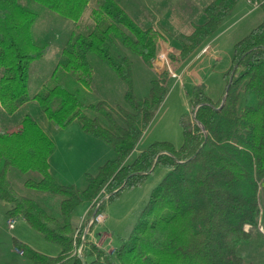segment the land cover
I'll list each match as a JSON object with an SVG mask.
<instances>
[{"label":"trees","instance_id":"trees-1","mask_svg":"<svg viewBox=\"0 0 264 264\" xmlns=\"http://www.w3.org/2000/svg\"><path fill=\"white\" fill-rule=\"evenodd\" d=\"M89 1L0 0L3 110L12 114L29 100L36 101L55 128L77 120L83 133L99 138L114 153L95 175L85 174L86 186L79 190L58 184L51 176L48 159L54 145L31 115H23L12 130L0 128V202L7 205L5 215L23 219L60 252L46 256L17 240L14 248L22 251L28 264H243L236 249L249 240L244 227L257 225L258 183L264 178V0H253L261 10L260 22L232 46L220 100L212 102L203 87H193L188 107L195 121L188 124V114L180 116L181 145L153 142L132 160L129 156L163 102L169 83L153 78L147 95L135 96L132 61L119 48L151 68L160 35L150 24L137 25L114 0H94L92 23L71 34L64 45L52 74L60 70L69 75L67 83L55 82L33 96L28 91L31 64L49 50L48 43L38 45L31 38L36 15L30 6L36 4L76 22ZM240 1L249 0H213L206 5L204 21L175 38L170 60L184 62ZM89 56L126 84L122 104L110 108L89 98L93 78ZM156 166L165 168L166 174L127 240L112 256L90 245L91 260L81 261L75 253L81 232L74 235L71 225L74 209L82 202L91 203L103 187L111 199L139 185ZM11 169L33 175L24 187L59 197L57 214L19 194L9 180Z\"/></svg>","mask_w":264,"mask_h":264},{"label":"rangeland","instance_id":"rangeland-1","mask_svg":"<svg viewBox=\"0 0 264 264\" xmlns=\"http://www.w3.org/2000/svg\"><path fill=\"white\" fill-rule=\"evenodd\" d=\"M114 1L137 25L150 24L155 29L160 35L155 49L160 48L167 53L170 68L179 78L177 80L169 77L167 68L165 66L158 68L155 60L149 68L142 59L119 48L120 52L126 53L132 61V90L137 98L142 99L147 95L150 81L153 78L161 83H169L163 102L143 131L129 160H132L139 150L142 151L157 141L169 142L178 148L182 143L180 116L188 114L185 119L188 124L195 121L194 114L189 113L188 107L192 88L203 87L204 94L212 102L220 100L226 84L224 74L231 64L232 46L260 22L259 5L249 0L242 11L239 7H235L233 15L227 16L219 29L197 51L184 62L178 63L170 60L169 54L175 52V48L169 49L172 47L170 45L176 47V37L190 33L193 25L204 21L203 8L213 0ZM94 8V0H90L81 19L72 22L36 4L30 6V10L36 15L30 29L31 38L38 45L49 44L47 53L31 64L28 80L30 96L40 92L46 86H52L55 82L67 83L69 75H63L60 70L53 75V70L57 66L61 51L70 35L75 36L81 33L85 25L92 23L90 13ZM87 60L93 69V78L88 88L89 98L102 100L110 108L122 104L127 90L126 84L94 57L89 56ZM69 82L70 87L74 86L73 80L69 79ZM25 114L31 115L57 144V154L51 159V171L58 184L73 185L83 190L86 186L85 174L95 175L98 167L114 156L112 148L102 140L81 133L77 120L72 121L65 131L57 130L52 122L45 118L38 103L33 100H29L12 114H7L0 105V128L12 130ZM165 174V168L156 166L139 185L123 189L111 199H108L110 193L103 187L104 192H99L95 197L97 201L102 200L97 211L104 216V220L100 223L88 226L95 211L96 206L93 204L95 198L91 203L82 202L74 209L71 217L74 235H79L81 232V238L85 229L89 227L81 261L91 260L92 257L88 254L90 245L112 256L114 249L127 240L132 228L138 223L140 212ZM8 176L19 194L36 201L49 214H57L59 197L24 187L23 182L32 177V174H22L11 169ZM257 201L259 213L257 225L244 227V230L249 233V240L240 243L236 249L243 264H264V178L258 183ZM4 205L7 207L6 204L0 202V264H28L27 259L19 255L17 249L14 248L13 240L20 241L46 256L59 254L60 248L57 245L45 241L40 233L30 228L21 218L16 217L14 228L9 229L6 224L8 218L5 215ZM104 234H106L105 238L100 241L93 240V237L98 238L99 235L102 237ZM63 264H72V261ZM116 264L119 263L116 262Z\"/></svg>","mask_w":264,"mask_h":264},{"label":"built area","instance_id":"built-area-1","mask_svg":"<svg viewBox=\"0 0 264 264\" xmlns=\"http://www.w3.org/2000/svg\"><path fill=\"white\" fill-rule=\"evenodd\" d=\"M154 54H155V58H154L155 65L157 67L159 66L158 68H160V67L162 68L163 66H165L167 68L169 74H170L169 77L175 78V79L178 80L179 78L177 77L176 74H174L172 72V70L170 68V64H169L170 61L167 58V53L163 49L158 48V49H155ZM103 192H104V189H102L100 191V193H103ZM105 197H107V196L105 195ZM101 202H102V200L97 201L96 198L94 199V203L93 204H95L96 207H95V211L93 213L92 219L90 220L88 226L91 225V224L100 223V222H102L104 220L103 214L100 211L97 213L99 205L101 204ZM15 222H16V218H14V217H10V218H8L6 220V224H7L9 229H13L14 228ZM88 228H86L84 233L82 234V236L80 238V244H79L78 249L76 251L77 257L79 259L80 258L82 259V250L84 248L86 235H88V231H87ZM16 251L18 252L19 255H22V251H18V250H16Z\"/></svg>","mask_w":264,"mask_h":264},{"label":"crops","instance_id":"crops-1","mask_svg":"<svg viewBox=\"0 0 264 264\" xmlns=\"http://www.w3.org/2000/svg\"><path fill=\"white\" fill-rule=\"evenodd\" d=\"M247 3H249V1H240L235 7H239L240 8V11H242L243 9H245V4H247ZM235 7L232 9V11L227 15V16H231V15H233V10L235 9ZM239 12V11H238ZM226 16V17H227ZM225 20V19H224ZM170 46H172V47H170L169 49L171 50V49H174L175 47L173 46V45H170ZM168 49V48H167ZM71 124V123H70ZM70 124L68 125V126H66L65 128H62V129H57V130H61V131H65L69 126H70ZM41 127V126H40ZM42 128V127H41ZM43 130V129H42ZM81 131V130H80ZM81 133H83L82 131H81ZM83 134H85V133H83ZM46 135L51 139V141L53 142V145H54V151L52 152V154L50 155V157H49V159H48V163H49V172H50V174H51V176L54 178V176H53V174H52V171H51V159L57 154L56 152H57V150H58V147H57V144L54 142L55 140L52 138V136H50V134H47L46 133ZM139 152H141V150H139L138 151V153ZM5 206V205H4ZM6 207V206H5ZM105 236H106V234H104L102 237H101V235H99L98 236V238H96V237H93V236H91V237H93V240L94 241H100L102 238H105ZM104 240V239H103Z\"/></svg>","mask_w":264,"mask_h":264},{"label":"water","instance_id":"water-1","mask_svg":"<svg viewBox=\"0 0 264 264\" xmlns=\"http://www.w3.org/2000/svg\"><path fill=\"white\" fill-rule=\"evenodd\" d=\"M222 100H224V97H223V99ZM201 127V126H200ZM201 129H202V127H201ZM82 260V259H81Z\"/></svg>","mask_w":264,"mask_h":264}]
</instances>
